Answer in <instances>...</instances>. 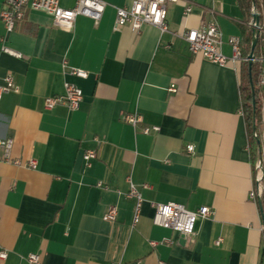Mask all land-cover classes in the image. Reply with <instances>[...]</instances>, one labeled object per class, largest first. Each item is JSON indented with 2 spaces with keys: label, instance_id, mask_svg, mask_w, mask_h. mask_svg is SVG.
Here are the masks:
<instances>
[{
  "label": "crops",
  "instance_id": "1",
  "mask_svg": "<svg viewBox=\"0 0 264 264\" xmlns=\"http://www.w3.org/2000/svg\"><path fill=\"white\" fill-rule=\"evenodd\" d=\"M103 1L99 22L79 16L71 29L30 9L12 32L0 20V85L11 74L19 86L0 102V139L13 140L12 158L36 162L18 167L0 152V252H7L0 264H31L32 254L40 264H264V219L250 198L261 155L254 164L244 57L219 66L193 55L184 39L216 20L223 54L232 57L229 39L237 37L243 55L252 21L238 0H177L167 6V32L116 29L117 9L136 0ZM5 7L0 0V13ZM261 28L258 70L264 15ZM67 83L83 91L80 108L46 109V98L64 95ZM124 113L142 117L137 129ZM155 126L159 132H142ZM88 150L96 152L89 167ZM128 180L144 201L135 225ZM170 202L189 211L207 206L212 215L184 238L153 223L152 204ZM111 208L115 221L104 219Z\"/></svg>",
  "mask_w": 264,
  "mask_h": 264
},
{
  "label": "built area",
  "instance_id": "2",
  "mask_svg": "<svg viewBox=\"0 0 264 264\" xmlns=\"http://www.w3.org/2000/svg\"><path fill=\"white\" fill-rule=\"evenodd\" d=\"M177 0H136L130 7L118 8L116 11L115 28L129 25L134 31H139L143 26L150 25L158 28L162 33L167 32V6L169 3L176 2ZM106 3L103 0H77L73 8H64L61 6V0H6V7L0 13V20L5 24L8 32L15 30L18 22H20L27 9L40 11L48 14L55 26L71 29L76 19L79 16L87 17L94 22H99L102 19L103 13L106 8ZM192 11L190 6H186L185 14L188 15ZM184 39L188 43L189 50L193 55H202L210 62L219 66H226L230 61H237L243 58L242 55V42L237 37H231L229 44L232 48V57H226L222 52V34L219 24L216 20H212L204 24L199 29H189L184 34ZM2 51L12 56L19 57V54L13 52L9 48L3 46ZM257 59H255L256 61ZM264 59H259L260 64L257 78V91L259 121L261 124V133L258 137H254L260 141L261 152L260 159L256 165V185L250 193V198L254 201L262 199L264 193V164L262 161V153L264 152ZM70 74L86 78V72L78 69L71 68ZM19 92V86L16 84L14 77L9 74L5 76L4 82L0 85V102L5 94ZM83 100V91L70 83L65 85V94L62 96L48 97L45 100V107L52 110L58 106H65L72 111L80 108ZM122 121L131 125L133 128L138 127L142 122V117L138 114H122ZM159 127H145L142 132L149 135L152 132H159ZM13 140L10 138L0 139V152L2 153V160L6 163L13 164L18 167L29 169L36 168V162L30 160L22 162L19 159L12 158ZM187 153L194 152V146H187ZM96 158L94 150L85 152L83 159L86 166H91V161ZM130 183V190L127 195L128 198L135 200V211L133 216V224L139 222L141 209L143 206V199L140 191L136 186ZM148 188L149 185H144ZM154 208L153 223L154 225L171 229L178 232L184 238L194 235L195 225L199 220L209 218L212 211L209 207L203 206L196 211H189L184 206L177 203H153ZM117 217V210L115 208L109 209L105 216L107 221H115ZM163 243H170L168 240L162 242H151L152 246H158ZM7 252H0V259L5 260ZM28 262L31 264H40V257L32 254L28 257ZM135 264H142L136 262Z\"/></svg>",
  "mask_w": 264,
  "mask_h": 264
},
{
  "label": "trees",
  "instance_id": "3",
  "mask_svg": "<svg viewBox=\"0 0 264 264\" xmlns=\"http://www.w3.org/2000/svg\"><path fill=\"white\" fill-rule=\"evenodd\" d=\"M239 6L244 12V14L248 17L250 21H253V10L256 8L257 12L260 14V25L262 26L263 15H264V0H238ZM263 40V37L260 33L258 39V45L255 50L256 58L259 55L260 44ZM251 42H252V30L246 39L245 50L243 53V64H242V105L243 112L246 119V124L248 127V133L251 144V151L254 164H256L257 159L261 152V144L258 142V139L254 137V134H257L258 137L261 133V124L259 121L258 108L255 110L253 108V103L255 101L256 105L258 102V91H257V78H258V64L256 61L253 62L252 66V78L254 81L256 96L255 99L251 92V86L249 82V67H248V56L251 52ZM262 216L264 219V199L262 200Z\"/></svg>",
  "mask_w": 264,
  "mask_h": 264
},
{
  "label": "water",
  "instance_id": "4",
  "mask_svg": "<svg viewBox=\"0 0 264 264\" xmlns=\"http://www.w3.org/2000/svg\"><path fill=\"white\" fill-rule=\"evenodd\" d=\"M252 15H253V21L251 24V29H252L251 52H250L247 60H248V67H249V82H250V86H251V92H252V95L255 99L256 91H255L254 81L252 78V66H253V62L256 59L255 50H256V47L258 45V39H259V35L261 33L262 28L260 25V14L257 12L255 7H254ZM253 108H254V110L256 108L255 101L253 103ZM258 142L260 143L259 140H258ZM258 204H259L260 210L262 212L263 211L262 199L258 200Z\"/></svg>",
  "mask_w": 264,
  "mask_h": 264
}]
</instances>
